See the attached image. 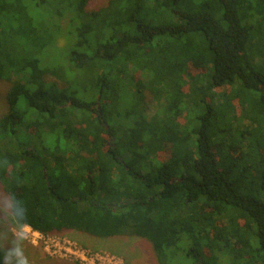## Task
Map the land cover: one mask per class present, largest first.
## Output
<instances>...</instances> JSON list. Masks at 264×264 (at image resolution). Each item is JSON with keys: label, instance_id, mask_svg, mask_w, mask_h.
<instances>
[{"label": "trees", "instance_id": "1", "mask_svg": "<svg viewBox=\"0 0 264 264\" xmlns=\"http://www.w3.org/2000/svg\"><path fill=\"white\" fill-rule=\"evenodd\" d=\"M89 1L0 0L15 225L264 264V0Z\"/></svg>", "mask_w": 264, "mask_h": 264}, {"label": "rangeland", "instance_id": "2", "mask_svg": "<svg viewBox=\"0 0 264 264\" xmlns=\"http://www.w3.org/2000/svg\"><path fill=\"white\" fill-rule=\"evenodd\" d=\"M105 2L106 0H90L88 7L96 8ZM6 87L7 83L0 80V113L6 110L4 104ZM158 157L167 159L168 154L162 151L159 152ZM21 227L15 225L8 211V198L0 186V248L4 253V264H79L74 260H64L46 255L39 246L34 247L21 237ZM52 235L68 238L82 248L114 255L123 264H157L150 243L139 237L99 238L77 231Z\"/></svg>", "mask_w": 264, "mask_h": 264}, {"label": "built area", "instance_id": "3", "mask_svg": "<svg viewBox=\"0 0 264 264\" xmlns=\"http://www.w3.org/2000/svg\"><path fill=\"white\" fill-rule=\"evenodd\" d=\"M21 237L32 246H39L50 257L74 260L79 264H123L114 255L82 248L68 238L41 233L28 225L21 227Z\"/></svg>", "mask_w": 264, "mask_h": 264}]
</instances>
